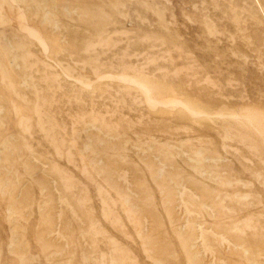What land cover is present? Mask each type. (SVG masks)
<instances>
[{"label":"rangeland","instance_id":"rangeland-1","mask_svg":"<svg viewBox=\"0 0 264 264\" xmlns=\"http://www.w3.org/2000/svg\"><path fill=\"white\" fill-rule=\"evenodd\" d=\"M0 264H264V0H0Z\"/></svg>","mask_w":264,"mask_h":264}]
</instances>
